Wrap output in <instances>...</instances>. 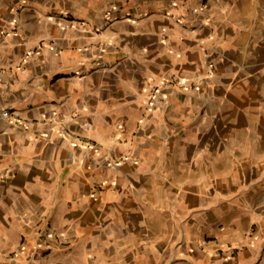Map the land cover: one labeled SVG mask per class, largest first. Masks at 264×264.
<instances>
[{"label":"crops","instance_id":"crops-1","mask_svg":"<svg viewBox=\"0 0 264 264\" xmlns=\"http://www.w3.org/2000/svg\"><path fill=\"white\" fill-rule=\"evenodd\" d=\"M5 108L0 264H264V0H0Z\"/></svg>","mask_w":264,"mask_h":264},{"label":"built area","instance_id":"built-area-1","mask_svg":"<svg viewBox=\"0 0 264 264\" xmlns=\"http://www.w3.org/2000/svg\"><path fill=\"white\" fill-rule=\"evenodd\" d=\"M171 81H175V77H173ZM0 115L3 118L11 119L18 123H25V120L20 116V114L17 111L10 110L9 108H5L4 110H2L0 112Z\"/></svg>","mask_w":264,"mask_h":264}]
</instances>
